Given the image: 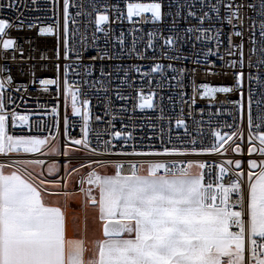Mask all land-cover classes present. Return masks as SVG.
Segmentation results:
<instances>
[{
	"label": "snow or ice",
	"instance_id": "6c2138e0",
	"mask_svg": "<svg viewBox=\"0 0 264 264\" xmlns=\"http://www.w3.org/2000/svg\"><path fill=\"white\" fill-rule=\"evenodd\" d=\"M88 7L91 11L77 0H63L61 29L59 0H49L44 8L37 0L0 5L16 12L12 19L0 18V57L15 65L14 75L0 63V154L6 157L0 160V264H264V0H168L167 12L164 0H127L123 8L119 2L88 0ZM71 8L77 11L73 14ZM25 9L51 11L56 22L40 26L37 38L54 35V49L41 51L37 38L21 44L8 35L9 28L33 29L39 23V18L25 16ZM110 12L115 22L127 19L133 27L115 35L112 26H103L113 23ZM166 16L171 17L167 35L163 28L143 33L136 27L163 24ZM89 48L94 55L88 56ZM149 51L159 55L149 57ZM130 58L149 60L150 67L122 62ZM50 64L54 78L47 75ZM198 74L224 79L197 85ZM137 76L141 83L147 78L150 87L155 80L160 89L161 123L157 127L149 120L147 133L140 136L135 133L143 131L144 124L121 123L112 131L113 118L127 112L132 99L123 88L133 87ZM189 76L190 96L182 91ZM165 82L181 89L180 101L187 106L174 121V135L171 119L167 131L162 123ZM36 83L44 91L49 86H55L57 95L62 91V117L58 103H37L36 108L44 110L35 113L43 117L36 121L29 118L33 113L16 110L14 93L23 101L22 93ZM85 88L103 95L98 103L104 115L95 117L97 123L110 117L108 127L96 131L95 142ZM135 91L134 108L157 107L155 89ZM167 99L175 106L172 95ZM198 102L204 106L196 108ZM69 107L72 117L82 119L79 137L69 133ZM9 120L12 126L47 128V135L12 134ZM81 152L87 164L73 166L74 154ZM41 156H62L63 164ZM124 164L130 167L127 173ZM109 166L111 174L96 170ZM78 169L90 170L81 171L70 191ZM50 189L60 190L51 194L65 198L79 194L82 206L96 209L100 235L90 241V248L83 239H66L64 211L45 201Z\"/></svg>",
	"mask_w": 264,
	"mask_h": 264
},
{
	"label": "built area",
	"instance_id": "2783aa9c",
	"mask_svg": "<svg viewBox=\"0 0 264 264\" xmlns=\"http://www.w3.org/2000/svg\"><path fill=\"white\" fill-rule=\"evenodd\" d=\"M28 2L30 3V0H28ZM83 3L85 5L86 10L91 11V8L88 7V0H77V3ZM120 3L121 8H123L124 3L127 2V0H97V3ZM140 2H150V0H140ZM8 3V0H0V5L2 4H6ZM62 3L63 0H59V11H60V26L62 29V24H63V9H62ZM165 3V8L164 11L167 12L168 11V0H164ZM37 4L41 6V8L47 7L49 5V0H37ZM21 7H23V5H21ZM70 11L74 14L77 9L76 8H71ZM173 11H175V8L173 7ZM16 12L14 9H4V8H0V18H9L12 19L13 17H15ZM24 15L25 16H31V17H37L39 18V23H37L36 27H34L33 29H27L26 25H25V29L24 30H17L15 27L9 28L8 31V35L12 36V37H16L18 43L23 44V40L24 39H28L30 37L32 38H37V33H38V29L40 26L43 25H47V24H54L56 21L52 18V13L51 11H29L28 9L24 10ZM110 21H112L113 23L111 25H109L108 23H105V27L108 26H112L114 28V34L118 35L121 31H125L127 32L129 30V28L133 27V25L131 24V22L127 21V19H125L123 22H115V17L114 15L110 12ZM124 15L126 17L127 13H126V9H124ZM150 13H145V16H149L150 17ZM91 19L93 20V26H94V12L93 15L91 17ZM134 20H137V17H133ZM171 21V17L170 16H166L164 19L163 24H158V23H152V22H148V23H144V24H139L136 25V27L142 28L143 29V33H147L149 30H159L160 28L164 29V34L167 35L168 34V24ZM32 22V21H26V24ZM190 23H195V21H189ZM71 26V25H70ZM90 26L88 29L89 34L92 31V27ZM183 26V21L181 22V27ZM143 33H138V35H143ZM145 39H147V37L145 36ZM56 43V37L54 35H43V36H39L36 39V44L37 46L40 47L41 51H44L45 49L51 51L52 49H54ZM160 41L157 40V45H159ZM25 48H27V45H24ZM118 47V45H117ZM140 47L142 48L143 45L141 44ZM28 53L26 52L25 55H27ZM95 51L93 48H89L88 50V56L94 55ZM4 55L7 56H11L12 53L11 52H6L4 53ZM159 53H153L152 51L148 52V56H158ZM87 56L84 58L85 60H87ZM213 59H215L213 57ZM124 64H131V63H137V64H144L146 67H150V61L149 60H136L134 58H130V59H125L124 61H122ZM164 64H167V60H162L161 61ZM0 63H6L9 67H11L13 69V74L15 75V65H12L10 61H5L3 59V57H0ZM60 63L63 64V58H61ZM99 63L101 62H97V67L99 66ZM103 63H105V65H107L108 63H113L115 64L116 61H103ZM47 75H49L50 77H55V70H54V64H50L49 65V70L47 72ZM133 75H135V73H133ZM168 75H173V73L169 72ZM17 79L19 80V78L17 77ZM62 73H61V85H62ZM72 77H69V80L71 81ZM129 80L132 79V76H129L128 78ZM192 77H186L184 80V84L185 87L182 89L183 92L187 93L188 96L191 95L192 92ZM195 82L196 84H200L202 82H219L222 81L224 78L223 77H204L202 74H198L197 76H195ZM137 88H141L143 89L144 93L146 94L148 91H152L153 89L156 90V95L154 96V102L156 103L157 107L155 109H138V108H134V104L137 103L138 101L135 99L136 97V91L135 89ZM181 89L179 88H169L167 86V83L165 82V87L163 89V96H164V100H163V116L165 117L164 121L162 122L165 130L167 131L168 128V120L169 118L172 121V128H173V135L175 134V128L176 125L174 123L175 119L178 118L180 116V112H181V107H184V111L185 113L187 112V106L182 105L181 101H180V97H179V93H180ZM84 92L87 93L88 97L90 98V107H91V112H90V129L92 130V139L93 142H95V133L97 130L103 131L106 127H108L107 125V121L110 117L105 116L104 117V122L103 123H97V121L95 120V117L97 115H104L103 113V105L102 103H98V101H102L103 100V95H97L94 91H90L87 88L84 89ZM123 92L125 95L131 97L132 99H129L126 103V107L128 109L127 112H123V113H117L115 118H113L112 122L114 124V128H112V131L115 130H119L121 127V123L124 124H131V123H135L137 126H139L140 124H144V129L143 131H136V135L140 136V135H144L147 133V125L149 123V120H151V122L156 123L157 127H159L161 121L157 120V117L161 114L160 112V108H161V103H160V96H159V92L160 89L156 86L155 84V80H153L152 82V86H149V81L147 78H145L143 80V82H140V78L137 76L136 81L133 85V87H128L127 85L124 86L123 88ZM14 95L16 96L17 99V104L14 105V107L16 108V110L18 112H23V113H33L29 118L32 121H36L38 119H43V117H39L37 115H35L36 112H42L44 109H37L36 108V104L40 103L41 105H54V104H59V110H60V114L61 117L63 116L64 113V97L61 91L60 95H57L56 92V88L55 86H49V90L48 91H44L40 88L39 84L36 83L34 85H30L29 90L27 92L22 93L24 99L23 101H21L20 93H14ZM172 95L174 97V99L177 101L175 106H173V103L171 101H169L167 99L168 96ZM223 95V94H220ZM83 98V97H82ZM186 98V97H185ZM234 98V97H233ZM115 99V98H114ZM198 101H199V97H198ZM119 103H121V101L119 100H115V104L118 105ZM204 103H200L198 102V104L196 105V108L199 107H203ZM50 110V107H49ZM68 113L70 116V123H69V133L72 136L75 137H79L80 135H82L80 129L82 126V119L80 117H72L71 114V109L69 107L68 109ZM132 117L131 121L128 120V117ZM121 117H124L123 120H121ZM198 118V117H197ZM221 119H224V117H221ZM73 121L75 122V126L73 127ZM189 123H191V121H189ZM63 128V125L61 123V129ZM127 130V129H125ZM9 131L12 134L15 135H47V128H44L42 131L40 129H37L35 127L29 129L27 124L24 125H20L17 124L15 126L11 125V121L9 120ZM182 131V129H181ZM107 138V137H104ZM148 142V141H145ZM209 142V138L206 137L205 138V143ZM63 143V137L61 136V145ZM120 143H123V140L120 141ZM131 143V141H130ZM83 153H76L74 154L73 158H72V165L75 166L78 163L79 164H87V161L83 159ZM228 157L233 156L231 150L228 151ZM40 158L46 159V160H59L61 165L63 164V157L62 156H49V157H44L41 156ZM199 159H208V160H212V159H220V157H212V156H201L198 157ZM235 158H241L240 156H236ZM248 154L247 151L245 149V153L243 154V159L245 160V163L248 159ZM252 158H255V156H253ZM6 159V157H4L2 154H0V160H4ZM99 159V158H96ZM104 159H132L130 157H105ZM90 169H83L80 170L78 169L77 174H74L75 177V183L73 188H69V190H73L76 182L78 180V176L81 173V171H87ZM98 170V168L96 169ZM61 171H63V169L61 168ZM123 171L125 173L130 171V167L128 164H124L123 166ZM137 171H139V165H137ZM39 172V171H38ZM225 179H227V177H225ZM68 187H70V183L68 185ZM85 187H87V185H85ZM50 191H60L57 189H50Z\"/></svg>",
	"mask_w": 264,
	"mask_h": 264
},
{
	"label": "crops",
	"instance_id": "0c3cea01",
	"mask_svg": "<svg viewBox=\"0 0 264 264\" xmlns=\"http://www.w3.org/2000/svg\"><path fill=\"white\" fill-rule=\"evenodd\" d=\"M112 171L113 168L111 166L99 168V172L104 174H111ZM45 201L61 207L64 211L66 239H83L85 240V247L90 248V241L100 235L99 225L95 217H90L89 214H86V208L82 206V197L77 194L74 198H65L49 192L45 194ZM85 258H88L87 252L85 253Z\"/></svg>",
	"mask_w": 264,
	"mask_h": 264
},
{
	"label": "rangeland",
	"instance_id": "374dc122",
	"mask_svg": "<svg viewBox=\"0 0 264 264\" xmlns=\"http://www.w3.org/2000/svg\"><path fill=\"white\" fill-rule=\"evenodd\" d=\"M44 167H45V174H47V173H46L47 164H46ZM99 168H100V167H98V170H97V171H99ZM36 171H37V172L40 171V168L37 167V168H36ZM102 172H103V169H102ZM74 183H75V177H74V175H73V176H72V179H71V182H70V187H68V188H73ZM49 192L53 193V192H55V191H49ZM60 196H63V195H60ZM97 196H98V193H97ZM82 199H83V198H82ZM85 208H86V214H89L90 217H96V215H97V211H96V209L92 208L91 206H85Z\"/></svg>",
	"mask_w": 264,
	"mask_h": 264
}]
</instances>
